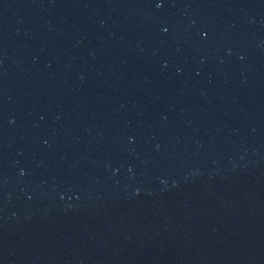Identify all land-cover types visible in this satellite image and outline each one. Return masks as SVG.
I'll return each instance as SVG.
<instances>
[{
	"label": "water",
	"instance_id": "obj_1",
	"mask_svg": "<svg viewBox=\"0 0 264 264\" xmlns=\"http://www.w3.org/2000/svg\"><path fill=\"white\" fill-rule=\"evenodd\" d=\"M0 264H264V0H0Z\"/></svg>",
	"mask_w": 264,
	"mask_h": 264
}]
</instances>
